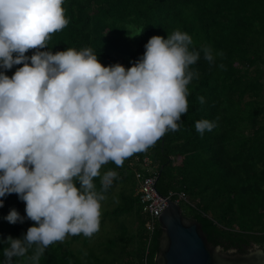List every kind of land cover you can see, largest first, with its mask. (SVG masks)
Segmentation results:
<instances>
[{"label":"trees","instance_id":"obj_1","mask_svg":"<svg viewBox=\"0 0 264 264\" xmlns=\"http://www.w3.org/2000/svg\"><path fill=\"white\" fill-rule=\"evenodd\" d=\"M62 6L69 23L52 34L45 50L90 47L102 65L128 68L143 55L150 36L166 38L179 29L191 36L190 50L199 52L190 66L198 77L188 85V110L178 121L180 130L168 131L120 166L109 162L100 169L101 176L109 169L118 173L105 193L109 196L117 183L116 202L100 218L113 222L111 233L99 241L69 235L49 245L40 264H142L145 246L146 263L154 264L157 222L148 238L146 215L135 192V170L141 169L138 162L144 156L149 159L144 173L159 171L157 192H170L171 199L182 192V214L200 223L211 246L239 253L263 247L264 0H64ZM204 47L213 50L211 64ZM20 66L5 70L6 75L11 77ZM202 119L215 127L201 135L195 122ZM94 183L99 191L101 178ZM0 199V240L21 237L34 222L25 218L10 224L4 217L12 208L24 209V202L15 193ZM7 246L0 243V264ZM35 247L25 257H14L13 264H30L27 257Z\"/></svg>","mask_w":264,"mask_h":264},{"label":"clouds","instance_id":"obj_2","mask_svg":"<svg viewBox=\"0 0 264 264\" xmlns=\"http://www.w3.org/2000/svg\"><path fill=\"white\" fill-rule=\"evenodd\" d=\"M63 3L0 0V197L15 193L25 204V216L12 208L8 223L34 222L21 237L0 240L8 245L3 264L25 257L33 245L27 259L40 264L49 245L98 232L101 202L118 175L109 169L101 176L100 169L120 166L180 130L188 85L198 77L190 66L199 52L179 29L166 38L150 36L128 68L102 65L90 47L45 50L69 23ZM203 52L213 63V50ZM14 65L21 66L9 77L5 70ZM213 127L206 119L195 122L201 135Z\"/></svg>","mask_w":264,"mask_h":264},{"label":"water","instance_id":"obj_3","mask_svg":"<svg viewBox=\"0 0 264 264\" xmlns=\"http://www.w3.org/2000/svg\"><path fill=\"white\" fill-rule=\"evenodd\" d=\"M165 202L157 216L154 264H264V245L244 253L211 246L197 220L185 217L175 200Z\"/></svg>","mask_w":264,"mask_h":264},{"label":"built area","instance_id":"obj_4","mask_svg":"<svg viewBox=\"0 0 264 264\" xmlns=\"http://www.w3.org/2000/svg\"><path fill=\"white\" fill-rule=\"evenodd\" d=\"M138 161V159H137ZM136 161V162H137ZM140 170H135V177L137 179V185L135 188V192L138 195V200L140 203L141 211L145 213L146 219L144 222L146 231L148 233V238L155 227L157 221V216L160 210L165 206V198L169 197L171 194L168 192L167 195H161L157 192L154 182H155V175L153 174H145L144 172L149 171V159L148 157L144 156L140 162ZM179 199H184V195L182 192H177V197L173 200L178 202ZM148 241V240H147ZM147 244V243H146ZM146 253V246L144 255L142 258V264L146 263L145 258Z\"/></svg>","mask_w":264,"mask_h":264},{"label":"rangeland","instance_id":"obj_5","mask_svg":"<svg viewBox=\"0 0 264 264\" xmlns=\"http://www.w3.org/2000/svg\"><path fill=\"white\" fill-rule=\"evenodd\" d=\"M6 73L7 72H5V74ZM113 185L114 186H113L112 193L109 196H107L104 201L101 202V216H100V218L102 217L103 212L105 210L110 209L116 202L115 199H116V195H117L119 185L117 183H114ZM19 213L21 215H25V208L20 210ZM112 225H113V222L108 217L103 218V221L100 222L99 231L96 232L95 234H93V236H92L93 240L99 241L101 239H104L107 234L111 233ZM68 237H69V235L66 238H68ZM78 243L79 242H76V244H78Z\"/></svg>","mask_w":264,"mask_h":264}]
</instances>
